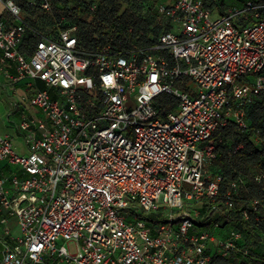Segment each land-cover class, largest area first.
<instances>
[{"label": "built area", "instance_id": "1", "mask_svg": "<svg viewBox=\"0 0 264 264\" xmlns=\"http://www.w3.org/2000/svg\"><path fill=\"white\" fill-rule=\"evenodd\" d=\"M27 1L52 11L53 0ZM0 4L12 20L0 21L1 69L14 83L45 84L29 99L42 116L20 125L28 154L0 134V264H261L242 232L217 237L187 208L221 193L228 211L239 204L242 178L210 169L220 127L233 121L264 147L241 105L264 92V0L215 19L204 0H158L169 29L154 44L91 52L78 26L49 38L23 21L19 5ZM26 35L31 54L20 50ZM250 177L261 183L264 174ZM10 219L20 235L7 242Z\"/></svg>", "mask_w": 264, "mask_h": 264}, {"label": "trees", "instance_id": "2", "mask_svg": "<svg viewBox=\"0 0 264 264\" xmlns=\"http://www.w3.org/2000/svg\"><path fill=\"white\" fill-rule=\"evenodd\" d=\"M11 1L19 5L21 9L28 11L27 19H23V21L34 26L49 38H55L60 29H68L73 26H78L77 36L79 38V44L89 52L96 51L106 44H114L120 41L125 45L135 44L149 46L158 40L160 33L163 30L169 29V24H167V22L166 25L156 24L157 19H162L158 15L155 4L153 5V8H150L149 17L145 20H134L132 19V16L127 15V11L132 5H138L141 7L143 0H117L115 4L114 0H98V6H100V9L104 12L102 13L98 10L97 12H93V14L91 12V5L94 0H90L91 3H86L85 0H53V8L51 12H46L37 7H33L27 0L24 2L23 0ZM204 3L205 7L210 9H212V7H220L221 13L225 10L224 0H204ZM121 4L127 6V10L122 17L118 15ZM83 11H86L89 16H94L91 22L82 18ZM0 21H3L1 17ZM11 21V17H8L6 20V22ZM93 23H95L96 28L94 32L91 33L89 26ZM130 26H133L136 29V32L143 29L144 34L138 36L136 33L128 32ZM151 32L155 33L153 39L150 37ZM33 43L30 35H26L23 43L20 45V50L27 54H31L34 48ZM39 87L40 89L38 90H43L45 89V84L42 82ZM241 105L246 112L247 121L252 132L262 129V137H264V92L254 98L247 99ZM252 135V133H249L248 135H240L233 121H229L226 126L220 127L215 133L217 138L222 139L219 149L220 159L214 162L210 169L224 175L229 181L239 178L241 173V169L239 168L242 165L255 166L260 170L257 173L264 174V147L263 145L257 146L251 140ZM240 143H245L241 150L236 154L229 153L230 150H233ZM250 176H252V174ZM250 176L248 185L241 191L242 201L239 202L235 210H227L222 193L221 197H218L215 200L206 199L204 207L209 213L206 218L209 220L204 224L199 223V226L203 228V230L214 233L213 230L206 227V225L212 226L214 224L220 226V221L215 219V215L219 211L223 212V209L227 210V215L223 212V218L228 220L227 222H224V224L238 225L237 227L240 229L237 230L243 233L245 243L251 251L252 260L264 264V253L259 250L252 251L250 248L251 245L248 243L249 241L251 244L257 243L261 237L264 240V179L261 183H257L252 180ZM242 187L243 182L240 185L239 191ZM256 199H260L262 202V205L258 210L253 209L250 205V202ZM241 209L249 211L248 220H243L241 218L239 214ZM230 213H232V219H230L231 217L229 218L231 215ZM221 264L224 263L222 262Z\"/></svg>", "mask_w": 264, "mask_h": 264}, {"label": "crops", "instance_id": "3", "mask_svg": "<svg viewBox=\"0 0 264 264\" xmlns=\"http://www.w3.org/2000/svg\"><path fill=\"white\" fill-rule=\"evenodd\" d=\"M226 1L227 0H224L225 3ZM238 1L242 3L244 0ZM157 2L158 0H155L154 4L156 5ZM213 9H215V7H212V10ZM8 72L10 74H16L15 66H9ZM40 83L42 82L39 80L34 82L30 78H25L18 83H14L9 80L7 73L3 71L0 66V134L9 136L12 139L13 145L16 141L18 144H15L14 148L20 154H28L25 133L20 128L22 121L26 117L39 118L42 116L38 108L29 104V99L40 89ZM9 224L12 226L11 229ZM8 227L11 230V236L7 237L6 241L12 242L14 238L20 235L18 234L19 232L16 231V227H18L17 221L15 219H10ZM213 234L217 237H224L227 235L226 231H222L220 228L216 229ZM2 249L3 245L0 242V255L2 254Z\"/></svg>", "mask_w": 264, "mask_h": 264}, {"label": "rangeland", "instance_id": "4", "mask_svg": "<svg viewBox=\"0 0 264 264\" xmlns=\"http://www.w3.org/2000/svg\"><path fill=\"white\" fill-rule=\"evenodd\" d=\"M25 0H23L24 2ZM117 0H114V4ZM86 3L90 2V0H85ZM155 3V0H143L142 4H141V7L138 6V5H132L130 7V9L127 11V15L128 16H132L134 20H138V19H147L149 17V13H150V8H153V5ZM238 4H241L238 0H227L226 3H224V9H226L227 7L229 6H235V5H238ZM92 8H91V12L93 14V12H97L98 10H100L102 13L104 12L103 10L100 9V6H98V0H94L93 3H92ZM105 9V8H104ZM127 10V6L125 4H121V8L119 9L118 11V15L120 17H122L124 15V13L126 12ZM152 10V9H151ZM212 18H217L219 15H220V7H215V9L212 10ZM9 13L6 9V7L3 5V4H0V17L3 21L6 22L7 18L6 17H9ZM20 16L22 17V19H27V16H28V11L25 10V9H22L21 13H20ZM93 15H88V13L86 11H83L82 13V18L85 19V20H88L89 22L92 21L93 19ZM166 22L168 23L167 20H159L157 19L156 20V24H163V25H166ZM95 23H93L92 25L90 24L89 26V30L91 33L94 32L95 30ZM90 33V35H91ZM114 35V34H113ZM155 36V33H152L150 34V37H152V39L154 38ZM156 36H157V33H156ZM6 123V122H5ZM251 123V122H250ZM5 125V124H4ZM237 129V128H236ZM2 131V130H1ZM16 145L18 144L16 141L14 142ZM14 144V145H15ZM239 169H241V173L239 175V177L242 178V181H243V187L241 188V190L239 191V202H241V191L243 188H245L248 183H249V176L252 174H255L257 172H259V168L257 167H253V166H245V165H242ZM186 189L189 190L190 189V186L188 184L185 185ZM205 200L202 201V202H193L187 209L189 210L190 213H199V221L200 223L204 224L205 222H208L209 219H206L207 216H208V212L205 210V207H204V204H205ZM227 210H224L223 209V212H225V214L227 215L228 214V211L226 212ZM223 212L219 211L217 212V214L215 215V219H217L218 221H220V226L219 225H212V226H209V225H206V227H209L211 230H213V232H215L216 229H219L222 230V231H226V233L228 234L229 231H231V229H240L239 227H237L238 225H232V224H224V222H227L228 220L223 218ZM231 215L229 216L230 219L233 218L232 216V213H230ZM143 219H145V217H143ZM239 221V220H238ZM223 225H222V224ZM10 226V229H11V224H9ZM2 230L0 229V232ZM16 231L19 232L18 234H20V230H19V227H16ZM227 236V235H226ZM65 242L63 240L60 241V244H64ZM248 243H250L251 245V250L252 251H256V250H259L261 252L264 253V240L263 238L261 237L260 240H258L257 243H253L251 244V242L249 241ZM72 247V250L73 252H75L74 250V247Z\"/></svg>", "mask_w": 264, "mask_h": 264}]
</instances>
